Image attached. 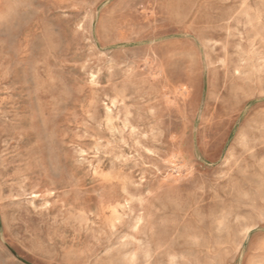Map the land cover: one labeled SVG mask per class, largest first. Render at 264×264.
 <instances>
[{"label":"rangeland","instance_id":"374dc122","mask_svg":"<svg viewBox=\"0 0 264 264\" xmlns=\"http://www.w3.org/2000/svg\"><path fill=\"white\" fill-rule=\"evenodd\" d=\"M0 264H264V0H0Z\"/></svg>","mask_w":264,"mask_h":264},{"label":"bare ground","instance_id":"6f19581e","mask_svg":"<svg viewBox=\"0 0 264 264\" xmlns=\"http://www.w3.org/2000/svg\"><path fill=\"white\" fill-rule=\"evenodd\" d=\"M238 118H239V117H238ZM238 118H237V119H238ZM258 134H259V133H258Z\"/></svg>","mask_w":264,"mask_h":264}]
</instances>
